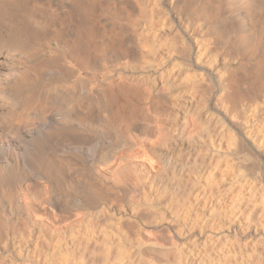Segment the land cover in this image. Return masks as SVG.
<instances>
[{
	"label": "rangeland",
	"instance_id": "1",
	"mask_svg": "<svg viewBox=\"0 0 264 264\" xmlns=\"http://www.w3.org/2000/svg\"><path fill=\"white\" fill-rule=\"evenodd\" d=\"M139 1L140 6H131L132 3H128L131 7L126 4L127 10L125 9V11L127 12L124 9L122 10L124 14L131 13V15L137 16V20L140 17L137 23L129 25L131 28L135 27V29L128 26L125 36L127 34L133 36L135 32L136 36L149 43L152 53L149 55V52H147L143 59L142 56L139 59L138 56L141 54L137 50L131 51V54H134L132 57H137L135 58L137 61H134L135 65L132 63L135 67L131 65L128 68L130 70H124L126 74L135 77L143 84L146 83L145 87L159 88L160 95L157 96L158 100L155 101L156 105L154 106H157L160 118L164 121L165 118H169V121H165V131H167V135L169 134L168 140L171 139L166 144L167 153L172 154L173 152L176 153L175 155L181 156V167L185 165L177 170L179 173L176 171L175 180L169 174L171 171L167 170L168 167L164 168L165 166L161 163L156 164L154 155H148L150 161L155 163V167L160 173L156 176V182L149 194L150 196L148 195L145 198V196L139 195L137 197L130 192L132 189L130 190L129 187L132 186L129 183L125 185L124 182L115 179L120 178L116 163H119L120 159L123 160L120 158L123 153L121 149L118 148L120 152L118 150V152L113 151V147L110 148V146H113V144H110L113 140L111 138L109 140L107 135H104L105 133L96 132L90 138L84 135L83 147H89L93 143L98 146L96 147L98 149L105 148L104 150H108L110 148V153L114 152L112 160L110 158L105 163L98 162L97 158L94 166L95 171L83 165V183H92L93 181L100 183L96 187L104 194L101 193V197H96L93 201V198H88L89 196L84 192L86 190L83 191V194H80L81 190L79 191L75 184L70 183V180L66 184H61L55 180L54 186H56L52 192L46 193V196L43 195L48 198L47 204L40 205L37 201L33 204H24L25 201L21 200L24 204L22 206L25 213L19 215L17 221L5 216L3 219L2 229L4 230H0V257L3 264H30V261H32L31 264L33 262L35 264L36 262L37 264H103V261L104 264H117L119 263L117 262L119 255L127 256L123 258L121 264H130L129 262H133L132 264L136 262L138 264H264V87L255 92L243 93L241 97L238 95L236 99L230 97L232 96L230 95L226 100L229 102H224L227 114H229L226 120L220 119L221 116L215 110L219 99L221 102L225 97L224 93L219 90L220 79L225 76V68L236 66L239 64L238 62L242 61L241 54H234L232 51L231 53L230 49L228 51L227 46H222L221 43L216 42L218 40L215 34L210 31L208 22L202 20L204 19L203 13L201 16L198 14L200 12L193 11L192 16L195 17L193 18L190 15L191 20L188 19L185 22L178 17L181 13L188 14L182 4L177 6L178 11L174 10L170 13L168 11L169 0ZM206 3L208 6L217 7L216 9L221 12L222 16L229 18V23L238 28L243 25L245 15H248L252 21L264 17V6L257 0H210ZM101 4L104 5V2H101ZM136 8H140V11ZM132 10H135L134 13ZM141 13L144 14L141 15ZM171 14L175 17L173 18ZM141 21H144L142 22L143 25ZM88 22H84L83 26L85 27ZM183 31L191 37V53L187 57L183 55L181 48L187 46V43L185 42L184 45L176 41V39L180 40L181 37L184 40ZM101 33L98 32L99 35ZM177 44L178 46H176ZM84 49L83 53L87 52L88 49L86 47ZM144 59L149 61L146 62ZM140 60L143 63L140 64ZM195 60H198L197 62L202 69L214 74V79L212 77L209 81L205 79L200 74L203 71L200 72L194 67ZM112 66L106 69L107 71L105 70L107 74L104 73V70H98L97 68L95 70V66L90 73L89 71H83V79H85L83 85L86 87L91 85L95 88L101 86L99 82L103 80L102 77L111 76V74H115V71L117 73L118 68H115L114 64ZM95 71L98 72L97 75ZM99 71H102L104 75L101 76L102 72L99 73ZM88 73L95 74L91 77ZM95 75H99V77ZM220 96L223 97L220 98ZM230 99L234 102H230ZM84 108L85 106H83L84 115L92 114V116L88 114V119L92 120V124L99 123L96 122L98 119L99 121L103 120L102 114L105 117L103 112L96 111L97 109L95 110L94 107H91L88 113ZM146 109V111L149 110L148 107ZM96 112L99 113L96 114ZM212 115L219 117L221 122L218 123V118H213L207 124L205 118L210 119ZM92 118H94V121ZM222 123H224L223 131L218 129ZM106 140L110 143H107ZM174 140L176 143L179 142L173 151L171 142L173 143ZM117 147H120V145L114 148ZM115 152L118 153L117 156ZM152 159L154 160L152 161ZM112 161H115L114 164ZM107 162L109 164H106ZM73 163L72 168L81 167L77 162ZM222 171H224V174H221ZM96 172L97 175L95 176ZM213 175L214 177H212ZM208 176H210L209 180H207ZM91 178L94 179H92V182L89 181ZM110 179L114 181V185H112L113 182L109 181ZM115 181L119 186L115 185ZM103 182L106 184L105 187H109V190H104ZM119 183H122L125 187L123 188ZM161 183L167 187V192L157 194L164 187ZM68 184L71 185V188ZM99 185L101 186L99 187ZM176 187L179 190L178 198L170 200L171 191ZM3 196L4 199L5 195ZM82 196L88 204H86L85 210L78 209L76 206L75 200L77 197ZM65 200L68 201L65 202ZM2 207L3 204L0 200V208ZM131 207L132 209L135 208L136 211L132 210ZM162 208L163 210H160V212L159 209ZM99 211L105 213H102L104 216L100 215L101 218L96 215ZM158 212L159 214L163 212L160 217L159 214L157 216ZM104 218L106 220H103ZM99 219H102V221ZM103 221L105 222L103 223ZM72 232V236L75 235V238L73 236L74 240L69 238ZM105 238L113 239L114 245L110 247L104 245L102 239ZM15 249H18L19 252L18 250L14 251ZM154 249H162L163 252L168 249V255L166 256H169L170 251L176 255L170 253L174 256L157 262V257L155 258V255L151 252ZM16 254L20 255V258ZM27 257L30 259H27Z\"/></svg>",
	"mask_w": 264,
	"mask_h": 264
},
{
	"label": "bare ground",
	"instance_id": "2",
	"mask_svg": "<svg viewBox=\"0 0 264 264\" xmlns=\"http://www.w3.org/2000/svg\"><path fill=\"white\" fill-rule=\"evenodd\" d=\"M138 1L139 0H0V200L3 204V207L0 208L1 231L4 230L2 229V225L4 224L3 219L5 217H11V219L17 221L19 215L25 213L22 206L23 203L33 204V202L36 203L37 201L40 205L47 204L48 198L44 196L52 192L53 188L56 186H54L55 180L61 184H66V182L68 183V180H70V183L75 184L79 191L81 190L80 194H83V191L86 190L84 192L87 193V196H89L88 198L92 197L93 199H90L93 201L94 198L101 197V193L104 194V192H100L99 188H97V185L100 183L96 181H93L96 184L93 183V178L89 180L92 183H83V167L85 166L88 167V169L94 170L97 158L99 160L98 162L101 161L104 163L109 161L110 158V160H112L114 150L120 152L119 149H121L123 152H121L123 156L121 155L120 157L119 155L123 160L120 159L119 163H116L119 169L118 172H120L118 175L120 178L115 179L119 182H124L125 185L129 183L132 186L129 187L130 190L132 189L130 192L137 197L143 195L146 198V196L150 194L156 182V176L160 173L155 167V163L150 161L151 159L148 155H154L156 164L161 163L165 166L164 168L168 167L167 170L171 171L169 174L173 179L176 178L177 170L185 165L181 167V156H177L175 155L176 153L174 154L173 152L172 154L167 153L166 144L167 141L171 139L169 137L170 140H168L169 134L167 135V131H165V121H169V118H165V121L160 118L157 106H154L156 105L155 101L158 100L157 96L160 95L159 88L145 87L146 83L143 84L135 77L126 74L124 70L130 68L131 65L133 66L132 63H134L135 60L137 61V59H135L137 58L136 56L135 58L132 57L134 54H131V51L134 52L137 50L141 54L138 56L139 59L141 56L143 59L147 52H149V55L152 53L150 51V45H148L149 43L136 36L135 32L133 36L132 34L130 36L127 34L125 36L128 26L135 22L137 23L140 17H138L137 20V16H133L131 13L124 14L122 10L124 9L125 11L128 3H132L131 6H138L140 4V1ZM169 1V5L168 3L167 5L170 13L174 10L178 11L176 8L179 4H182V7L188 12L186 15L182 13L179 16L176 15L181 18V21H188L190 15L194 18L195 16H192L193 11L200 12L198 13L200 15L203 13L204 19L202 20L208 22L210 31L215 34L218 40L216 42L221 43L222 46H227L228 51L230 49V52L232 51L234 54H241L243 58L241 62H238L239 64H235L236 66L233 65L230 68H225V76L220 79L219 90L221 93H224L223 95L225 97L221 102L219 99V103L217 102L218 104H216L218 106H216L215 110L218 115L221 116L220 119L226 120L229 113L227 114L224 102L230 95H232L230 97L236 99L238 95L241 97L243 93H248L250 91L255 92L264 87V17H260V20L252 21L248 15H245L243 17V25L238 28L231 25V23H229L230 20L228 21L229 18H224L221 12L216 9L217 7H213L212 5V7L210 5L208 6L206 2L210 0ZM257 1L262 3L258 4L264 6V0ZM101 2H104V5L101 4ZM130 4L128 5L129 7H131ZM139 9L136 8V10ZM132 11L134 13L135 10ZM184 11L183 13L186 12ZM142 14L144 13H141V15ZM174 17L175 16H173V18ZM141 19L143 20L145 18ZM86 21H89V25L86 24L84 27L83 24ZM142 22L144 21H141V24ZM129 27L131 28V26ZM133 28L135 29V27ZM98 32H102L101 35H99ZM183 33L184 35L182 36H184V40L183 37H181L180 40L176 39V41L184 45L185 42L187 43V46L181 47L183 55L187 57L191 53V37L189 34H186L187 32L183 31ZM176 46H178V44ZM85 47L88 50L83 53ZM151 50L153 51L152 47ZM140 61V64L143 63L142 60ZM145 61L147 62L149 60L147 59ZM197 61L195 60V65H193L198 71H203L200 74L208 81L211 77L213 78L214 74H210L207 72L208 70L202 69ZM112 64L119 70L117 69V73L115 71V74H111V76L102 77L103 80L100 78L102 81L98 82L101 83V86L95 88V86L90 85L86 87L83 85V80H85L83 79V71H89L90 73L91 70L93 71L92 68L94 66L95 70L100 69L105 71L112 66ZM112 69L111 71H113ZM106 71L104 73L107 74ZM101 72L99 71V73ZM97 73L98 72H96V75ZM104 73L102 72L101 76L102 74L104 75ZM96 77H99V75ZM96 79L98 80L99 78ZM221 97L223 96H220V98ZM231 100L232 99H230V102H234V100ZM83 106H85L84 109L87 113L90 112L91 107H94L95 110L97 109L96 111L103 112L105 117L103 114L100 115L104 119L101 121L98 119L96 122L98 121L99 123L92 124V120L90 121V119H88L89 113L84 115ZM147 107L149 109L148 111H146ZM97 113L99 112H96V114ZM207 118H205L207 124L210 123L213 118H218L217 122H221L219 121V117L214 115H212L210 119ZM92 119L94 121V118ZM223 128L224 123L218 127V129L221 130ZM96 132L100 134L105 133L104 135H107L108 139L111 138L113 140L111 143L106 140L107 143L113 144V146H110V148L113 147V153H110V148L108 150H104L105 148L98 149L96 148L98 146L93 143L89 147H83V136L85 135L90 138L95 135ZM225 136L227 135L225 134ZM177 143L175 140L173 143L171 142L173 151L176 145H178ZM119 145L120 147L114 148ZM116 154L118 153L115 152V155ZM116 160L118 161V159ZM153 160L154 159H152V161ZM121 161H123V163L120 164ZM73 162H77L81 167L72 168ZM114 162L115 161H112L113 164ZM106 164L109 163L107 162ZM116 169H114V171ZM221 174H224V171H222ZM118 176L116 175V177ZM87 177L89 176L87 175ZM209 177L210 176H208L207 180H209ZM212 177H214V175ZM222 177L224 179V175ZM109 181H111V179ZM111 182H113L112 185H114V181ZM119 184L122 185V183ZM103 185L105 191L109 190V187H105V183ZM115 185H118L116 181ZM69 186L71 188V185ZM100 186L101 185H99V187ZM157 186H159V184H157ZM162 186H164L163 189L161 188L158 193L156 191L154 192L157 194L166 193L167 187L164 184ZM124 187L125 186H123V188ZM178 191L177 187L172 189V193L170 192V200H176V198H178ZM3 195H5L6 199L2 198L4 197ZM85 198L87 197L85 196ZM83 199L82 196L80 198L77 197L75 200L78 209L85 210L88 205L85 202L86 200ZM21 200L25 202L22 203ZM66 201L68 200H65V202ZM160 210H163V208L159 209V211ZM100 211L96 213L98 217L104 213ZM158 214L159 212L157 216ZM160 214L159 217L161 216ZM105 218L103 220H106ZM99 220L102 221V219ZM104 222L105 221H103V223ZM72 234L73 232L71 233V237H69L71 239H73V236L75 238V235L72 236ZM109 238L102 239L104 240V245L107 247L114 245V240H109ZM79 242L76 243L78 244ZM159 249L151 251L152 254L155 255V258H158H156L157 262L158 260L170 259V256H174L172 255L174 252L171 251L169 252V256H166L168 255V249L166 252L165 250L163 252L162 249ZM170 253L172 254L170 255ZM16 256L19 257L20 255L16 254ZM125 257L127 256L119 255L117 257V262L120 264L123 263V258ZM27 259L30 258L27 257ZM21 261H19V263H21ZM31 262L32 261H30V264ZM107 262L109 261L107 260ZM129 263L132 264L133 262ZM0 264H3L1 257ZM33 264L35 263L33 262Z\"/></svg>",
	"mask_w": 264,
	"mask_h": 264
}]
</instances>
